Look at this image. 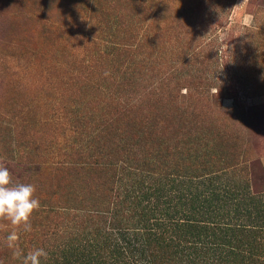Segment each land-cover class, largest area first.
I'll list each match as a JSON object with an SVG mask.
<instances>
[{
    "label": "rangeland",
    "instance_id": "374dc122",
    "mask_svg": "<svg viewBox=\"0 0 264 264\" xmlns=\"http://www.w3.org/2000/svg\"><path fill=\"white\" fill-rule=\"evenodd\" d=\"M102 138L149 149L166 203L211 218L136 236L89 223V192L122 176L89 171ZM0 163L40 201L30 232L0 220V264L13 230L41 264L59 244L76 252L63 264H84L104 232L135 264H264V0H0Z\"/></svg>",
    "mask_w": 264,
    "mask_h": 264
},
{
    "label": "trees",
    "instance_id": "16d2710c",
    "mask_svg": "<svg viewBox=\"0 0 264 264\" xmlns=\"http://www.w3.org/2000/svg\"><path fill=\"white\" fill-rule=\"evenodd\" d=\"M92 42L96 48V42L93 39ZM95 48L91 46V49L94 50ZM92 62L94 61L87 60V64L80 63L76 67H80L84 72H89V70L95 68ZM90 63L92 64L89 65ZM84 74L80 73L78 75ZM172 84L170 82L166 86V89L168 90ZM177 84L175 83V85ZM101 140L103 141V144L100 146V157L102 160H95L90 156V159L86 163L89 165V171L98 174H103L104 171L106 173L114 172L116 175L122 174V176L117 177L111 183H107L104 187L96 189L95 193L93 191L89 192L87 200L89 206L87 207L86 214V219L89 223L95 225L104 220L109 223L127 224L130 227L126 232L117 233L136 236L139 233H145L150 225L155 226L154 228L156 229L157 226L163 227L169 222L171 224H177L181 221L193 223L211 218V212L198 210L199 208H195L194 213L179 216L180 213L175 210L178 207V203L172 199L170 203H166L165 174L163 173V168H161L160 161H152L156 156L154 157V153H150L149 149H143V152L139 153V151L134 155L136 153L134 146L130 147L127 144L120 147L117 142L107 144V140L104 138ZM92 165L95 166L94 170L90 169ZM48 169L52 170V167ZM234 169H236V166ZM232 182L234 186L230 188V192L232 191L233 194L231 201L235 204L238 201L237 197H240V192H237L236 185L240 187V183L242 182L235 181L236 185L233 180ZM100 190L101 194H98ZM171 204L172 211H169L168 214L167 206ZM196 218H200L201 220L199 221ZM248 227L250 228L251 226ZM93 235L95 236V233ZM111 237L107 232L101 234L102 242L110 240ZM102 242L99 241L98 237L87 240L86 250L82 256L84 264H135L131 258L127 257L130 249L124 246L126 240L114 239L109 245L101 244ZM29 243L28 240H25L22 246L28 249ZM137 244L139 246V242ZM160 249L161 252L167 253L168 250L172 252L173 247L166 243V246ZM14 251V248L9 249L10 264H13ZM64 251H66V248H63V244H59L57 252L53 256L55 257V264H63V261L70 260L69 257H72L74 260L76 255L75 249L72 253L68 254ZM151 251L149 252V256L153 258ZM75 262L76 260L73 261V263ZM68 263L70 264L71 261ZM204 264L206 263L204 262Z\"/></svg>",
    "mask_w": 264,
    "mask_h": 264
},
{
    "label": "clouds",
    "instance_id": "9594fccd",
    "mask_svg": "<svg viewBox=\"0 0 264 264\" xmlns=\"http://www.w3.org/2000/svg\"><path fill=\"white\" fill-rule=\"evenodd\" d=\"M36 189L32 184L14 183L9 169L0 163V220H7L15 228L22 226L23 231L32 230L30 218L34 211L39 210L40 201L34 197ZM19 234L13 230L6 237L8 247L14 248V255L22 256L17 241ZM43 249H35L23 255L22 264H41V257L47 258Z\"/></svg>",
    "mask_w": 264,
    "mask_h": 264
}]
</instances>
